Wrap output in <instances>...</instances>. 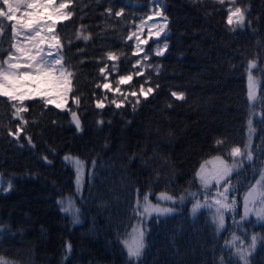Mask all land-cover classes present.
<instances>
[{"label": "trees", "instance_id": "obj_1", "mask_svg": "<svg viewBox=\"0 0 264 264\" xmlns=\"http://www.w3.org/2000/svg\"><path fill=\"white\" fill-rule=\"evenodd\" d=\"M235 3L246 10L243 27L228 25L227 4L220 0H71L72 16L57 22V32L65 66L74 73L67 104L78 98L81 128L66 110L44 107L38 98L25 101L28 111L18 120L0 97V178L3 189L11 186L0 190V258L8 264H129L123 239L145 196L146 203H160L163 193L188 200L167 201L174 211L147 219L146 248L131 264H237L225 241L235 234L246 244L260 233L249 264H264V225L242 220L239 210L264 166V0ZM158 9L167 17V48L162 55L148 53L139 71L129 34ZM3 23L0 61L13 42L11 25ZM109 52L118 59H109ZM129 75L136 87L154 91L125 99L103 87ZM250 77L259 83L253 103ZM100 100L103 108L96 106ZM254 109L260 119L253 159H243L224 183L232 189L224 202L236 201L237 208L233 216L227 212L228 231L218 233L207 209L194 216L191 206L198 193L225 189H206L197 173L210 159L229 156L232 147L246 148ZM18 126L19 135H9ZM65 156L83 163L79 184ZM69 198L81 211L78 224L58 203Z\"/></svg>", "mask_w": 264, "mask_h": 264}, {"label": "snow or ice", "instance_id": "obj_2", "mask_svg": "<svg viewBox=\"0 0 264 264\" xmlns=\"http://www.w3.org/2000/svg\"><path fill=\"white\" fill-rule=\"evenodd\" d=\"M162 0H152L154 4H160ZM227 2V0H221V3ZM71 5V0H2L0 2V38L3 37L6 27L3 20L6 19L11 25L12 33V43L10 50H8L7 56L0 61V97H5L7 102L14 109L12 115L13 117H21L24 112L28 111L23 105V101L28 98H38L43 101L44 107L48 105H54L58 109H63L66 107V100L68 93L71 91L72 77L74 73L66 68L65 61L61 55L63 44L57 32V22L63 21L72 16V12L69 10ZM21 9H25L21 11ZM245 12L246 10L241 7H235L228 9L227 23L230 26L243 27L245 23ZM116 16H121V12H117ZM154 16L163 17L165 23L160 25H153L149 28V36L160 37L162 33H166L167 28V17L164 16L163 10H155ZM152 19V17H149ZM142 23H147L143 21ZM140 27L139 25L137 26ZM153 29H157L153 31ZM23 34V40H18ZM135 35V38L139 43L136 46L137 51L134 55H138L143 49L140 45L145 44L147 41L140 38L139 32L130 33L129 39ZM81 37V32H77V38ZM85 41L90 39V36L83 35L82 37ZM167 48V45H165ZM164 49L157 51L156 55H162ZM109 59L115 61L118 57L109 52L107 53ZM148 57L145 56L144 59ZM137 65L141 63L138 59L136 61ZM255 66L254 62H249V68L252 69ZM101 73L105 72V68L100 69ZM139 74V73H138ZM107 79V77H105ZM132 79V76L128 77L121 76L120 83H127ZM20 85H31L38 89L37 93L28 95L27 93L20 92L17 93L16 89ZM42 86V87H41ZM105 89H110L108 83L103 84ZM49 91L53 94L49 95ZM116 91H119L117 86ZM154 89L148 88L146 91L141 86V95L145 98L152 93ZM132 96H137L136 92L131 93ZM177 99H183V93H172ZM255 94L253 91L252 80L250 77V91L249 99L253 100ZM127 99V97H125ZM74 103H79L78 98L73 97ZM117 108L121 107V103H117L116 100L112 101ZM139 103V99H137ZM96 106L98 108H103L104 105L100 101H97ZM73 123L76 129L79 131L81 128L80 120L76 112H72ZM26 123V122H25ZM249 127L251 128V121H249ZM20 127H17L15 133L9 132V135H19ZM29 142H31L29 140ZM222 143V141H217V144ZM233 158L243 157V152L239 147H233L231 150ZM247 159H253V153L251 147L249 146V151L247 153ZM65 160H71L75 165L78 172V184H79V174L83 165L78 158H71L65 156ZM233 169L229 168L227 164L223 161H219V165L215 166L212 172H208L204 166H202L201 171L197 173V176L201 180V183L207 189L211 182L215 180L217 185H220L221 180L225 179L230 175ZM9 189H3V181L0 180V190L9 191ZM258 189H264V173L261 174V178L257 181L256 185L250 189L248 195L245 197L244 204V216L243 219H247L249 214L254 210L249 208V202L264 200V191H258ZM229 186H225L223 193H217L220 199H215L213 204L216 206L217 217H214V221L218 218L217 231L225 227V218L223 210L231 207L228 203L224 202L227 199V195L231 192ZM160 199L171 200L172 197L166 194H161ZM148 197L145 196V201L147 202ZM58 203L61 205V211L67 213L72 217L73 224L80 223L81 211L76 207L75 202L69 198L67 202L65 200H60ZM235 201H233V204ZM213 204L207 205L209 208ZM203 207L199 202L193 206V213H195L199 208ZM156 212L159 214H164L171 212V209L159 208L157 206L148 205L145 207V212ZM256 216L260 220H264V207L255 209ZM143 216V213H140ZM2 232V229H0ZM257 236L253 235L251 237V244L245 246V240L241 239L239 236L233 234L231 240H226L225 245L230 246L234 249L235 255L238 256L237 264H248V257L251 252L256 248ZM264 239V238H262ZM239 242L241 247H236V242ZM124 247L127 249V254L129 257V264L133 258L138 261L143 255L146 248L145 243V232L142 229H133L130 235V239L123 241ZM70 251V248H69ZM0 264H8L7 261L0 258Z\"/></svg>", "mask_w": 264, "mask_h": 264}, {"label": "rangeland", "instance_id": "obj_3", "mask_svg": "<svg viewBox=\"0 0 264 264\" xmlns=\"http://www.w3.org/2000/svg\"><path fill=\"white\" fill-rule=\"evenodd\" d=\"M57 2L59 3L60 1L57 0ZM225 3L227 4V10L229 8H233L234 9L235 7H238L236 5V3H235V0H227V2H225ZM24 10L25 9H21V11H24ZM149 17H152V19H149ZM143 21H147V23H142ZM163 23H165L163 18L156 17V16H154V14H150L149 16L141 17L137 21V23L135 24L134 29L130 32V33L139 32L140 38L142 40L147 41L145 44L140 45V47L143 49V51L138 54L140 56L139 60L141 61V63L138 64V65L136 63V66L138 67L139 71L144 68L142 60L144 59L145 56L148 57V53L156 54L157 51L160 50V49H164L163 53L165 52V50H166L165 45H167L166 41H165L166 33H162L161 36L158 38V37H155V36H151L150 37L149 36V31H148V29L152 28V26L154 24L158 26V25L163 24ZM138 25L140 26L139 28L137 27ZM155 30H157V29H153V31H155ZM18 40H20V41L23 40V34L20 37H18ZM131 40H132V43H133V46H134V52H136L137 51L136 46L139 43V41H137V39L135 38V35H133L131 37ZM105 73H106L105 76L108 77V73H107V69L106 68H105ZM251 80H252V85H253V91H254V94H255V98L253 100H251L252 103H253V102H255L258 99L259 83H258V81L256 79H254L252 77H251ZM106 83L109 84L110 88L113 90V94L117 98H125L126 96L129 97V95H131L132 92L141 93V85L136 87L135 83L132 82V81H130V83L127 82V83H119V84L114 85L109 80H107ZM117 86L119 87V91H116ZM248 87H249V91H250V80H249V86ZM143 89L145 90L144 87H143ZM16 91H17V93L24 92V93H27L28 95H32L33 93H37L38 89L36 87L31 86V85H20V86L17 87ZM48 94L52 95L53 93L51 91H49ZM131 97H132V95H131ZM27 99L28 98H26L23 101V105H24V103H25V101ZM67 100H68V97H67ZM67 100H66V107L63 108L62 110H66L69 113L70 118H71V120L73 122L72 112H76L74 110V108L77 105V103H74L73 99H72L70 105H68L67 104ZM100 102L102 103L103 100H100ZM13 111H14V109H13ZM259 117H260V114L258 113V111H256L254 109L253 113H252V116L250 118L251 128L248 126V130H247V140L249 139L248 142H247V146H246V148H242V147L238 146L242 150V152L244 154L243 157H239L238 156L236 158H233L232 153L230 151L229 156L212 158L209 161L205 162L202 166H204V168L208 172H212L214 167L219 165V161L223 160L227 164V166L229 168L233 169L232 172L230 173V175L233 172H235L238 169H240L241 166L243 165V159H247V153L249 151V146L251 147L252 144H253V139L255 137L254 124H255V122L257 120L260 119ZM15 118L18 119V120H21V117H15ZM81 164L83 165V163H81ZM202 166H201V168H202ZM201 168H200V171H201ZM83 170H84V166H83V168L80 171L79 177L82 176ZM262 173H264V166L261 169V171H260L259 175L257 176V178L249 184L248 188L244 191V193L241 196V199H240L241 200V202H240L241 208H239V210L241 212V216L242 217L244 216V211H245V208H244L245 197L248 195L250 189H252V187L254 185H256L257 181L261 178V174ZM228 177H226L225 179L221 180L220 185H217L215 180H213L207 189H209V188H211L213 186H216L218 188L222 187V189H225L224 183L228 179ZM0 180H2V178H0ZM4 187H5V183L3 181V188ZM258 191H264V189H258ZM218 192L222 193L220 189H214V191L212 193H209V192H203L202 194L198 193L197 195H195V196H197V198L195 199V201L193 202V204L191 206V212H192V215H194V216H196L199 213H201L204 209H207V212H208V214H209V216H210V218H211V220H212V222H213V224H214V226L216 228V231H217L218 218L214 221V217H217V213H216V206L213 204V201L215 199H220V197L217 195ZM67 200L68 199H66L65 202H67ZM187 200H188V196L187 197L186 196H182L176 201L175 200H164V201H162L160 203H152V204L142 201L141 207H140V212L143 213V216H141V215L139 216V219L132 226L130 231L126 234V236L124 237L123 241H125L127 239H130V235L133 232V229H142V230H144L145 237H146V225L145 224H146L147 219L150 216H152V215H157V214L158 215H165V214H169L170 213V212H168V213H164V214H159V213H156L154 211L153 212H145V207H147L148 205L157 206L159 208H164V209H171L172 211H174L176 208L172 207L173 205H168V203L184 204V203L187 202ZM167 201H169V202L167 203ZM231 201H232L231 199L228 201V202L231 203V207H229L228 209L223 210L224 218H225V227L223 229H220L219 231H217L218 233H222V232H227L228 231V226H227V221H226L227 212L229 213V215L233 216L235 208H237L236 201H235L234 204H233V201L232 202ZM197 202H199L201 205H203V207L199 208L195 213H193V206L195 204H197ZM209 204H213V206L211 208H209L207 206ZM248 206H249V208H253L254 210L249 214L247 219H243V220H248V221L253 220L254 222H256V224L264 225V220L258 219L257 216H256V212H255V209H259L261 207H264V200H259V198H257V201H255V202L250 201ZM233 220H236V219L234 218ZM253 235L254 234H252L249 237L248 242H246L245 246L251 244V237ZM255 236H257V235L255 234ZM257 238H258L257 239V245H258V243H259V241L261 239V233H260L259 236H257ZM257 245H256V247H257ZM236 247H241V246L236 244ZM231 250H232V256H235V257L238 258V256L235 255L234 249H231ZM126 251H127V249H126ZM241 264H242V262H241ZM248 264H249V257H248Z\"/></svg>", "mask_w": 264, "mask_h": 264}]
</instances>
